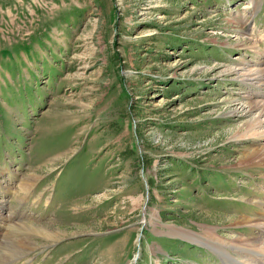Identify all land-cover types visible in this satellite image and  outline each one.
Returning <instances> with one entry per match:
<instances>
[{"label": "rangeland", "instance_id": "1", "mask_svg": "<svg viewBox=\"0 0 264 264\" xmlns=\"http://www.w3.org/2000/svg\"><path fill=\"white\" fill-rule=\"evenodd\" d=\"M257 66L264 0H0V264H225L172 227L264 233Z\"/></svg>", "mask_w": 264, "mask_h": 264}, {"label": "bare ground", "instance_id": "2", "mask_svg": "<svg viewBox=\"0 0 264 264\" xmlns=\"http://www.w3.org/2000/svg\"><path fill=\"white\" fill-rule=\"evenodd\" d=\"M252 4L254 5V3ZM238 74H241V76L242 75H247L248 77L250 76L251 77L250 80H252L254 83H256L259 86H264V69L263 68H260L258 66L255 68L251 67L249 68V70L242 72V73L240 72ZM251 111H253L251 113V115H253V118L249 123H247V127H249L247 130L250 131L247 135H249V137L252 136V138L256 136V138L258 139H264V100L260 102L249 103L247 105V108L244 109V113H250ZM262 151H263L262 154L264 155L263 148H262ZM261 164L264 165V159H262L259 165ZM261 205L263 209V213L261 217L257 219L251 218L247 220L246 219L242 220L241 221L242 225L243 224L249 225L252 228L258 227L260 231L264 230V203L263 204L261 203ZM172 228H173L174 233L181 235L185 239L204 244L206 245V247L211 248L212 250L214 249V250L219 251L223 256L222 258L225 264H264V233L263 231L260 234L251 233L249 237H245V236L240 237L241 239H239L238 237L234 239H230L224 236L223 237L219 236L218 233L213 228L212 229L210 228L211 230H204L202 234L194 233L187 229H180V228L178 229L175 227H172ZM34 229L37 234L42 235L47 239L58 240L56 237L58 235L50 231L48 228H44V226L37 227ZM30 230L33 231V228H30ZM26 238L27 237H25V239ZM231 249H235L236 251H233V253H237V254L234 255L230 251ZM14 251H16V249ZM241 252H244V253H241Z\"/></svg>", "mask_w": 264, "mask_h": 264}]
</instances>
